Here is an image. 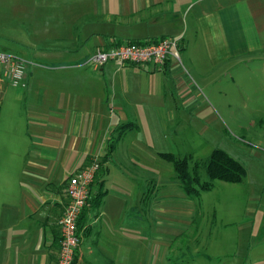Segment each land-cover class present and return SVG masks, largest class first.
Masks as SVG:
<instances>
[{"label": "crops", "instance_id": "crops-1", "mask_svg": "<svg viewBox=\"0 0 264 264\" xmlns=\"http://www.w3.org/2000/svg\"><path fill=\"white\" fill-rule=\"evenodd\" d=\"M165 36L182 37L186 68L223 76L264 52V0H0V52L28 63L25 88L0 72V264L58 263L68 179L94 160L76 264H129L131 230L162 218L165 193L179 198L152 164L174 153L176 119L205 105L194 77L175 60L87 63Z\"/></svg>", "mask_w": 264, "mask_h": 264}, {"label": "rangeland", "instance_id": "rangeland-1", "mask_svg": "<svg viewBox=\"0 0 264 264\" xmlns=\"http://www.w3.org/2000/svg\"><path fill=\"white\" fill-rule=\"evenodd\" d=\"M240 59L243 62L233 67L238 60L228 61L223 76L222 69L210 67L197 75L183 61L206 102L176 119L181 129L173 151L203 162L221 148L245 166L246 177L241 183L216 179L211 189L187 203L190 196L172 163L157 157L152 165L161 168L163 163L167 189L177 184L179 198L165 193L162 218L154 220L148 213L147 226L131 230L134 256L129 264H264V52ZM200 173L203 181H209L204 168ZM155 193L152 187L146 190V202L153 201ZM188 213L194 215L186 223Z\"/></svg>", "mask_w": 264, "mask_h": 264}, {"label": "built area", "instance_id": "built-area-1", "mask_svg": "<svg viewBox=\"0 0 264 264\" xmlns=\"http://www.w3.org/2000/svg\"><path fill=\"white\" fill-rule=\"evenodd\" d=\"M175 60L183 65L182 37L165 36L157 41L142 43L124 42L109 48H98L88 59L95 67H101L108 61L119 66L126 63L165 65ZM2 76L16 87L27 86V67L25 59L6 52H0ZM100 162L94 160L86 168L71 175L68 179V201L60 218V251L57 264H74L81 242L78 222L84 209L90 205V187L96 179Z\"/></svg>", "mask_w": 264, "mask_h": 264}, {"label": "trees", "instance_id": "trees-1", "mask_svg": "<svg viewBox=\"0 0 264 264\" xmlns=\"http://www.w3.org/2000/svg\"><path fill=\"white\" fill-rule=\"evenodd\" d=\"M130 42L134 43L136 41ZM136 43L142 42L138 41ZM161 156L164 160L172 163L184 193L190 197H198L202 190L211 189L213 181L216 179L241 183L247 175L245 166L221 148H215L203 162L193 161L192 156L179 157L170 152L162 153ZM203 168L209 181L202 180L200 171ZM80 230L81 217L78 222V231L80 232ZM74 264H76V260Z\"/></svg>", "mask_w": 264, "mask_h": 264}]
</instances>
